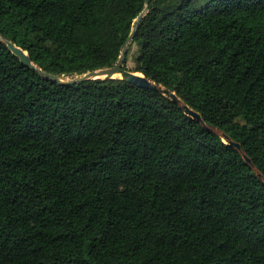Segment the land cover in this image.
<instances>
[{"label": "trees", "instance_id": "1", "mask_svg": "<svg viewBox=\"0 0 264 264\" xmlns=\"http://www.w3.org/2000/svg\"><path fill=\"white\" fill-rule=\"evenodd\" d=\"M144 8L0 0V37L74 79L117 63ZM132 43L129 71L211 131L118 78L44 79L0 41V264H264V0H149Z\"/></svg>", "mask_w": 264, "mask_h": 264}, {"label": "water", "instance_id": "2", "mask_svg": "<svg viewBox=\"0 0 264 264\" xmlns=\"http://www.w3.org/2000/svg\"><path fill=\"white\" fill-rule=\"evenodd\" d=\"M148 3H149V0H145L144 10L133 21L130 35L126 43L121 49V53H120L117 63L111 67L95 70V71L86 73L83 76L75 77L74 79H68V78H65L64 76H56V75L48 74V73L41 71L40 69L36 68L31 63L27 53L23 51L21 48L16 47L11 42L4 40L1 37H0V41H2L7 46L9 51L19 59L22 65H24L25 67L31 68V69H35L39 73V75L44 79L51 80L59 84H73V83H78V82H82L86 80H93V79H115L116 76L119 75L120 78L118 79L134 87L155 91V92L161 93L162 95L166 96L172 102L178 104L186 116L198 122L207 131H211V128L206 126L204 122L202 121L200 114L191 110L186 105L182 104L181 101L176 97L174 93L170 92L167 89L162 88L161 86L156 85L155 83L151 82L150 80L145 78L140 73L131 72L128 69H124V67L126 66V57H127L128 48L132 44L133 39L136 35V32L138 31V28L142 21V18L147 11ZM219 135L225 144H229L233 146L238 151V153L242 156V159L244 160V162L247 163L250 168L254 169V166L251 160L242 152L240 144L231 141L230 138L225 133H220ZM256 176L260 179H263L262 175L258 172H256Z\"/></svg>", "mask_w": 264, "mask_h": 264}, {"label": "rangeland", "instance_id": "3", "mask_svg": "<svg viewBox=\"0 0 264 264\" xmlns=\"http://www.w3.org/2000/svg\"><path fill=\"white\" fill-rule=\"evenodd\" d=\"M138 49L139 48L137 44H134V43H132L128 48L127 57H126V68L128 70H133L134 68V59L137 56ZM216 132L220 134L219 131H216Z\"/></svg>", "mask_w": 264, "mask_h": 264}, {"label": "bare ground", "instance_id": "4", "mask_svg": "<svg viewBox=\"0 0 264 264\" xmlns=\"http://www.w3.org/2000/svg\"><path fill=\"white\" fill-rule=\"evenodd\" d=\"M116 78H120V76L118 75V76H116Z\"/></svg>", "mask_w": 264, "mask_h": 264}]
</instances>
